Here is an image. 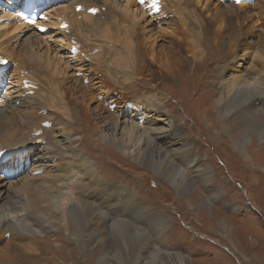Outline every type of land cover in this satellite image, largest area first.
<instances>
[{
    "label": "rangeland",
    "instance_id": "rangeland-1",
    "mask_svg": "<svg viewBox=\"0 0 264 264\" xmlns=\"http://www.w3.org/2000/svg\"><path fill=\"white\" fill-rule=\"evenodd\" d=\"M99 1V7H96L87 0H44V7L39 11L41 17L36 25L28 26L19 16L25 0H0V139L4 140L0 148H16L7 157L1 158L0 153L1 159L10 162L2 168L4 163L0 162V182H4L2 186L0 183V216L8 209L9 216L7 212L4 214L7 220L28 219L27 224L31 228L30 222L34 218L31 199L44 192L54 196L57 192L54 187L58 190L63 187L59 185L60 175H56L62 169L55 168L57 160L50 163L46 156L54 154L50 140H47L48 135H52L59 143L58 148L53 147L55 155L64 154L65 163L73 161L70 154L84 156L100 180L127 190L142 202L149 216H145L140 208L127 214L124 221L127 220L131 227L144 229L141 247L146 246L145 251L150 252L158 250L166 264L179 263L174 257L176 255L183 257L185 264H264V106L259 103L258 96L254 99L255 108H249H254L251 114L246 107L254 93L247 91L253 77L258 79V84L253 87L255 93H264V19L257 15L259 13L255 15L260 6L264 10V0H239V3L237 0H211V4L219 2L225 13L229 6L243 2L246 7L239 10H249L253 16L250 20L240 15L231 16L224 24L214 22L212 28L199 17L196 4H182L177 10L166 8L164 15L172 19L173 27L165 24L168 19H162L160 13L163 11L151 15L148 2L138 0L141 9L149 14L146 15L147 20L159 16L163 25L158 30L149 29V21H146L142 27L144 37L153 36L152 41L158 43L155 49L158 58L153 60L151 57L149 43H142L141 47L139 38L127 36L133 43L128 59H133L134 66L122 64L118 75L114 70L123 56H118L114 64L117 55L109 49L116 46V40L123 47V29L116 26L120 22L113 23L118 20L117 17L107 19L105 15L114 11L117 16L119 5L127 9L125 4L128 0L125 4L124 0ZM162 1L158 0L159 5ZM172 1L175 3L178 0ZM84 4L88 8L87 14L77 16L75 22L78 26L71 32L61 29L59 22H55L54 10H70L76 8L75 5L82 7ZM102 12L103 15L99 16ZM107 22H111L113 27H105ZM162 29L178 36L160 40L158 34L162 33ZM154 31L157 32L154 34ZM99 32L106 37L108 33H113V37L98 38ZM66 35H71V39H64ZM171 38L183 40L182 47L173 45ZM224 55L228 60L222 57ZM36 59H42L44 64ZM186 59L188 62L184 65ZM108 72L112 75L108 76ZM31 73L41 77V81L29 76ZM129 73L132 78L126 77ZM103 78L109 85L101 82ZM229 84L234 85V90ZM238 85L247 90L236 94ZM105 90L110 91L105 94ZM234 94L237 97L230 99L233 112L222 109L226 96L230 98ZM139 97L147 101L155 100L161 110L151 102L150 106L146 105L147 108L140 106L139 111L133 110L132 106L127 111L119 107L124 98L133 102ZM32 100L46 108L34 111L28 106ZM140 104H144L143 101ZM243 111L247 114L241 115ZM34 116L48 118L49 123L25 124L26 118L35 120ZM115 122L117 129L111 135L113 140L128 138V133H123L125 125L131 127L133 122L139 127L138 137L120 152L108 142L99 140V130ZM173 126L179 130V136L175 132L172 135ZM22 129L26 130L25 136L21 133ZM152 134L166 136L170 140L174 138L173 143L167 145L172 149L170 146L177 143L173 146L174 151H170L172 160L175 156L179 159L177 156L187 155L182 148H188V154H192L191 158L196 162L193 166L190 164L192 167H184L183 171L192 181H183L184 185L179 186L176 183L178 180L172 181L155 173L147 164H140L143 144L137 140L145 135L150 138ZM38 136L43 138L38 140ZM238 141L244 143L243 151L238 147ZM32 146H35V151L24 162L22 169L15 158L22 150L27 152ZM161 146L163 151L167 148ZM173 162L178 166L175 160ZM30 178H36L33 184H30ZM82 181L92 182V177L87 176ZM21 185L24 189H19ZM12 186L17 189L12 190ZM71 191L75 196L76 190ZM60 223L64 225L62 221L47 220L45 232L36 222L32 226L38 233L36 238H22L18 224L16 231H0V264H58L60 261L59 264H96L88 257L101 251L102 246L91 242L90 247L95 246V250L91 249L88 253L82 242L69 236L64 227L56 231ZM97 235L106 239L103 247H115L113 232L106 238L101 229ZM135 243L133 239L132 246ZM62 247L64 250H61ZM112 255L107 264H119ZM170 258L172 261L169 262ZM150 262L143 258L140 264Z\"/></svg>",
    "mask_w": 264,
    "mask_h": 264
},
{
    "label": "bare ground",
    "instance_id": "bare-ground-1",
    "mask_svg": "<svg viewBox=\"0 0 264 264\" xmlns=\"http://www.w3.org/2000/svg\"><path fill=\"white\" fill-rule=\"evenodd\" d=\"M98 1L99 0H87V2H89V3L92 2L96 7H99L100 3H98ZM156 1L157 2H155V3H157L159 5L158 0H156ZM214 1H216V0H214ZM27 2H28V0L26 2H23L22 6L24 7L27 4ZM125 2H126V0H124V4H125ZM173 2L174 1H172V0H163L161 2L163 4V8H162L161 11H163L164 13L163 12L160 13L162 19H168V20H166L167 23H165V24L166 25L171 24V25H173V27H174L175 24L173 22H171L172 19H169L167 17V15L166 16L164 15L167 12L166 8H169V9L170 8H175V10H177V9H180L182 7V4H187V3L189 5L196 4V8L195 9H198L197 14L202 19L203 23H205L206 26L211 27V28H212L214 22L215 23H221V24L223 23L224 24L225 20L229 19L231 16H239L240 15L241 17H243V18H245L247 20L248 19L250 20V18L253 17V16L251 17V15H252L251 11L248 10L247 12H242V10H239L240 7L243 8V9L246 7V4L243 3V2H241L237 6L235 4H234L235 6L234 5L233 6H229V8L226 11V13H225L224 10L221 9L222 6H220L219 2H217L218 4H216V3L215 4H211V0H192V1L189 0V2H187L185 0H178V1H175L176 4L173 3ZM161 3H160V5H161ZM139 4H140V2L138 0H128V2L125 5H126V7H127V9L129 11L127 9H125V7H123L122 4L121 5L118 4L120 6V7H118L120 9V11L117 14V16L115 15L114 11H112L108 15H105L107 19H109V18L112 19L113 17H117L118 20L114 19L116 21L113 22V23H117V21H118V23L120 22L116 26H121V27H119V29H121V28L123 29V32H122L124 34V37H123L124 40H123V44H122L123 47H121L120 44L118 43V40H116L117 41L116 46L113 45L109 49L110 52H114L115 55H117V57H116V59L114 61V64L118 61V56H123V59L121 61H118V64H116V68L114 70L115 72H117L116 73L117 75H118V73H120V71H122V67H121L122 64H132V66H134L133 65L134 62L133 63L131 62L133 59L131 61L129 60L130 58L128 59V56H131L129 54V52H131V48H132L131 44H133V43H131V41L129 40L130 38H127V36H130V37L134 36L135 38L136 37L139 38V40H138L139 43L138 44H140L141 47H142V43L144 45L149 43V46H151V49L149 50V53H150L151 57L153 58V60L154 59L156 60L158 58V57L156 58V56H155V53H156L155 49H156L158 43L156 44V42L154 40H153L154 42L152 41V37L153 36L152 37L149 36L147 38L144 37V33L145 32L143 31L142 27L146 24V21H149V23L147 25L149 29L150 28L151 29L156 28L158 30V27L163 28V25L159 22L160 21L158 19L159 16H158V18L154 17V18H151V19L147 20L146 19V15L148 13L144 9H141ZM36 5H38L40 8L44 7V0H39ZM138 5H139V7H138ZM198 6H200V7H198ZM211 6L213 8H211ZM75 7L76 8L73 7V9H70V10H68V9H63V10L62 9L61 10H57L56 9V10H54L55 22H57V24L59 22L58 25L61 27V29H65V30L69 29L68 31L71 32L72 30H74L75 26H78L77 22H75L77 16H80V15H83V14H87L88 8H87L86 4L82 5V7H81V5H75ZM133 8L136 9V10L132 11ZM158 8L159 7L157 6V7L153 8V10L158 11ZM183 9H184V11H187L185 7ZM103 13L104 12L100 13L99 16L103 15ZM228 13H229V16L227 17L226 14L228 15ZM257 13H259V14H257ZM150 14L153 15L154 13L152 14V11H151ZM253 14H254V12H253ZM256 14L258 16L260 15L261 18L264 19V10L262 9V6H260L259 10L257 12H255V15ZM137 15L140 16V18H138ZM245 16H248V17H245ZM260 21H256V22H260ZM136 23H138L139 25H137ZM27 25H30V24L27 23ZM98 25H101V23H98ZM104 26L105 27H113L111 22L105 23ZM241 27H243V25ZM87 28H88V26L85 29H87ZM78 30H81V29L78 28ZM89 30L90 29H88V31ZM156 32L157 31H154V34ZM98 34L100 35V36L99 35L97 36L98 38L99 37L100 38L106 37V34H102L101 32H99ZM108 36L113 37V33H108L107 37ZM171 36H178V35H175L174 32H170V30H168V29H166V30L162 29V33L158 34V38H160V40L163 37L167 38V37H171ZM64 39H69L70 40L71 39V35L70 36L69 35L64 36ZM179 39H180V37H179ZM89 40H91V39H89ZM171 41H172V43H174L173 45H176L179 48L182 47L183 40L180 41L177 38L175 40L173 38H171ZM3 42L5 43L4 39H3ZM222 46H224V45H222ZM138 47H139V45H138ZM162 47H164V46L162 45ZM146 49H147V47H146ZM138 51H139V49H138ZM125 52H127V53L124 54ZM101 53L98 55V59L100 58ZM111 54H113V53H111ZM193 54H196V53L193 52ZM110 56H112V55H110ZM222 57H227V55H224ZM131 58H133V57H131ZM110 59H112V58H110ZM36 60H37L38 63H41V64L43 63L44 64V61H42V59H41L42 62L40 60H38V59H36ZM201 60H203V59H201ZM226 60H228V57L226 58ZM187 62H188V60L186 59V61L184 62V65H186ZM107 63H111V62L108 61ZM90 64H91V62H90ZM197 64H199V63H196V65ZM136 66H138V64ZM201 66L203 67V64ZM44 67H45V65H44ZM92 68H94V67H92ZM47 70H48V68H47ZM109 72H111V70H109ZM109 72H108V76L112 75ZM169 75H172V73H169ZM29 76L35 78L38 81L39 80L41 81V77H38V76L33 75V74L29 75ZM46 76H47V74H46ZM126 77L127 78H132V74L129 73V74H127ZM235 79H237V78H235ZM257 80L253 77V80H251L249 82V84H250V85H248L249 87H247L248 90H247V88L241 87L239 85H238V87L236 86L237 90H235V93L237 92L236 94H239L238 91H240L241 94H242L243 90H247V91H249V93L254 92L253 95H251L252 101H249V102L247 101V103H246V105H247L246 107L248 108V111H249L250 114L252 113L251 111L255 108L253 106L254 99H256L258 96H259L258 97L259 103L264 106V93H255V91L253 89L254 84H258ZM48 81H46V83ZM76 81L78 82L77 79H76ZM233 81L236 82L237 80L236 81L233 80ZM238 81H239V79H238ZM241 81H243V80H241ZM101 82H104L106 85H109V82L105 78L101 79ZM237 83H235V85H237ZM262 83H263V81H262ZM262 83H261V86H262ZM48 85H49V83H48ZM229 86H230V84H229ZM230 87H231V89L234 90V85H233V87L232 86H230ZM90 89H95V88L91 87ZM87 90H88V88H87ZM109 91L110 90H105V94L107 92H109ZM229 91H230V89H229ZM236 94H234L230 98H227V96H226V99L229 100L228 103H227V100L225 102L222 99L225 103L224 102H223L224 104L222 103L223 105H222L221 108L222 109H226V110L229 109V111H230L231 110L230 105L232 104V101H230V99L234 100L237 97ZM242 97H243V95H242ZM129 100L124 98V100H122L123 102L121 103V105L119 104V107H122V109H125L127 111L132 106L133 110L139 111L140 109H138V108L140 106H141V108H144L147 104H149V106H150L151 103H152V104H154V106H157V107L159 106L155 102V100H152V101L148 100L147 101V99H144L143 97L136 98L133 102H127ZM93 101H95L94 97H93ZM141 101H143L144 104L141 105L140 104ZM244 101H245V99H244ZM28 106L31 107L34 111H36V109L38 111V109L46 108L43 104L37 103V101H35V100H32L31 102H29ZM252 106L254 108L253 109L252 108L249 109ZM38 107H40V108H38ZM147 107L148 106H146V108ZM12 108H14L15 110L18 109L15 106H12ZM236 108H238V107L236 106ZM158 109L161 110V108H159V107H158ZM231 111L233 112V110H231ZM132 113H134V112H132ZM136 113L138 114L140 112H136ZM243 114H247V113L245 111H243V113L241 115H243ZM21 116H23V114H21ZM249 116L250 115H248V117ZM2 117H7V116L6 115L5 116L2 115ZM23 117H25V116H23ZM117 119L118 118L115 116V120L116 121H117ZM47 120H48V118H45V117L36 118L35 120H32V118L28 117V118L25 119V122H26L25 124L32 123L34 125V123H39L40 121L41 122L42 121H46L47 122ZM0 122H1V115H0ZM50 122H51V120H50ZM62 124H64L63 121H62ZM247 124H249V123H247ZM39 125H40V123H39ZM130 125H131V127H127L125 125L124 130H123V133H126V132L128 133L127 134L128 138L123 137L126 140H122L121 141L119 138L118 139L115 138L116 140H113L114 138H112V136L114 134L112 135V133L115 132L116 129H117V123L116 122L113 123L112 125L105 126L104 128H101L99 130V132H100L99 133V140L103 141L104 143L108 142L107 144L113 145L114 147H116V150H118L119 152L123 151V149L127 146V144L129 142H134L136 137H138V128L139 127L136 124H134L133 122L130 123ZM257 127H255V128H257ZM262 127H264V126H262ZM177 131L179 132V130H177V128L173 126L172 135H173V132H175L174 134L179 136ZM21 133H24V136H25L26 130L22 129ZM22 136H23V134H22ZM45 136H47V133L45 134ZM42 138L43 137H39L38 136L36 139L41 140ZM244 138L246 139V136ZM6 139H7V137H6ZM47 140H50V146L52 147L51 150H52V152H54V154H50V155L46 154V156H47L48 160L50 161V163L53 162V160H57V163L54 165L55 168L62 169V172L60 174L58 173L56 175H58V176L60 175L59 178H60L61 181H59L60 182L59 185L63 186V187H61L63 190H61V188H60V190H58L56 187H54V191H57L54 194V196L53 195H47L44 192V193H41V194L37 195L36 197H34L33 200L31 199L30 203H32V201H33V205L32 206L34 207V218L32 217L33 218V222H30V221L29 222L31 224V228L32 229L27 224V220L28 219L26 221L25 220L24 221L23 220L20 221V220H18L19 219L18 218L15 222H13V219H9L13 223L11 221L7 220L8 219L7 216H9L8 212H10V211L7 212V210H8L7 209L5 211V212H7V216H4L5 212H3V214L0 216V231H5V232L16 231L15 229H16V226L18 224V229H19L18 231H19L20 235L22 236V238H24L25 236L27 237L26 239H28V238H36L38 233L32 227L33 224H36V222H38V226L41 229H44L45 232H46L47 220L49 221V219H53L54 222L62 221L64 223V225H62V223H60V227L58 226L56 231L60 230L61 227H64L67 230L66 232L67 233L69 232V234H70L69 236H72L73 239H77L78 241L82 242V244L85 247V250L88 251V253L91 251V249H92V251L95 250V246L90 247V243L91 242L92 243H96V245H99L98 247L102 246L101 251L93 252L92 255H91V258L88 257L90 260L94 259L96 261V264H107V263H109L108 259H109L111 254H113L112 256H114L116 262L119 263V264H140L142 262L143 258L151 261L149 264H166L167 262L163 261L164 259H163L162 255L160 254V252L158 250L150 252V251H147V250L145 251L144 248L146 246L145 247L143 246L144 248L141 247V242H142V239H143L141 237V235H143L142 231L144 229L141 231L140 229H138V227H134L132 225L134 227L133 228V227H131V225L130 226L128 225L129 223L127 224V222H126L127 220L124 221V218L127 216V214H129V213H131V212H133L134 210H137V209L140 210V208H141L140 211L143 210V213L145 214V216H149L148 212L144 209V205L142 204V202L139 201L132 193H128L127 190H125L123 188L120 189V188L116 187V185H114V184H111L109 182H105V181L100 180L99 176L96 173H93V170L91 169V165H90L89 161L87 159H85L84 156H80L79 157L78 156L79 154H77V155L70 154L71 159H73V161L65 163V160H66L65 157L66 156L64 154H61V153H59V155L56 156L55 155V150L53 149V147H56V148L59 147L58 141L55 140V138H53L52 135L51 136L48 135ZM172 140H170L166 136H160L159 134H152V136L150 135V138L145 135V136H143V139H141V140L138 139L137 141H141L142 144H143V146L140 148L142 150V154H141V158L139 159L140 160L139 162H140V164L142 166H146V164H147L148 167H151L152 170L155 171V173H157L158 175L166 176V177L170 178L172 181H175V182L178 180L179 182H176V183L179 186H183L184 185L183 181H185L186 183L188 181H192L191 180L192 178L186 176V172L183 171V170H185L184 167H186L187 165L190 166V164H192V166H193V164H194V162H196V160L194 161L191 158L192 154L189 155L188 154V148L184 146L182 149L184 151H186L187 155H185V156H177L179 159H177L176 156H175V158L173 159V160L176 161L178 166H180L181 168H184V169L179 168L173 162V160L170 157V151H174L173 146L175 144H177V143H175L174 145L170 146V147H172V149H169V146H167L169 143L170 144L173 143ZM3 141H4L3 139H0V144ZM11 143H15V142H11ZM161 145L167 146V148L163 151V146H161ZM237 145L243 151V149L245 147L244 143L242 141H238ZM32 147L33 148H30L27 151V152H29V156H26L27 152L25 150H22L20 152V154H19L20 156L18 155V158H15V159H17L18 164L22 165V169H23V166H24V162L26 160H28L30 158L32 152L35 151V146H32ZM2 149L3 148H0V150H2ZM14 151H16V148H13V150H12V152L10 154H12ZM2 156L3 155H1V158H2ZM7 156H4V157H7ZM0 162L4 163V164L1 165V168L4 167L5 165L7 166L8 164H10V162L7 163L8 161L6 159H1ZM192 166H190V167H192ZM187 174L190 175V173L188 171H187ZM87 176H91L92 177V182L86 183L85 181H82ZM35 179L36 178H32V179L30 178V184L31 183L33 184L34 183L33 181ZM3 183H1V186H2ZM22 185H21V187H19V189L24 187V186L22 187ZM36 185H38V183ZM54 185H56V184H54ZM188 186H190V185H188ZM46 187L48 188L50 186L46 185ZM184 187H183V190H185ZM16 189H13V186H12V190H16ZM71 190H76V195L75 196H73V192ZM0 192H2V191H0ZM66 196H68L67 199L63 200L62 198L66 197ZM112 197H113V199H111ZM26 198H27V196H26ZM26 200L28 202L30 201L29 199H26ZM65 204L67 206H71V205L72 206L71 207H67ZM121 207H122V210H121ZM127 208H129V210H126ZM31 210H32V208H31ZM23 211H25V210H23ZM113 211H114V213H113ZM116 218H119V219H116ZM101 229L104 230V234H106V238L109 235H112V232H113V242L115 243L114 244V246H115L114 248L110 247V249H109V247H103V244L107 243L106 239L103 238L104 236L103 237H99V235H97L99 230H101ZM133 239L136 240V243H137V244L135 243L136 244L135 246H132L133 245L132 244V240ZM62 243H64V242H62ZM147 249H149V247ZM234 249H236V247ZM61 250H64V248L62 247ZM236 251H238V253H239V250L236 249ZM65 252H66V249H65ZM236 255H237V253H236ZM240 255H241L240 257L243 258V254L241 252H240ZM174 257L178 258V262L179 263H176V264H185V259L183 257H180L179 255H176ZM110 260H111V258H110ZM170 261H172L171 258L169 259V262ZM60 262H58V264ZM1 264H3V263H1Z\"/></svg>",
    "mask_w": 264,
    "mask_h": 264
},
{
    "label": "snow or ice",
    "instance_id": "snow-or-ice-1",
    "mask_svg": "<svg viewBox=\"0 0 264 264\" xmlns=\"http://www.w3.org/2000/svg\"><path fill=\"white\" fill-rule=\"evenodd\" d=\"M237 2L239 3V0H237Z\"/></svg>",
    "mask_w": 264,
    "mask_h": 264
},
{
    "label": "crops",
    "instance_id": "crops-1",
    "mask_svg": "<svg viewBox=\"0 0 264 264\" xmlns=\"http://www.w3.org/2000/svg\"><path fill=\"white\" fill-rule=\"evenodd\" d=\"M239 260V259H238Z\"/></svg>",
    "mask_w": 264,
    "mask_h": 264
}]
</instances>
